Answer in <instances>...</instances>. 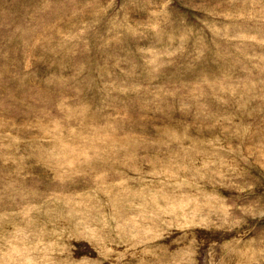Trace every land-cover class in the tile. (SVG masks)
<instances>
[{
    "label": "rangeland",
    "instance_id": "obj_1",
    "mask_svg": "<svg viewBox=\"0 0 264 264\" xmlns=\"http://www.w3.org/2000/svg\"><path fill=\"white\" fill-rule=\"evenodd\" d=\"M0 264H264V0H0Z\"/></svg>",
    "mask_w": 264,
    "mask_h": 264
}]
</instances>
